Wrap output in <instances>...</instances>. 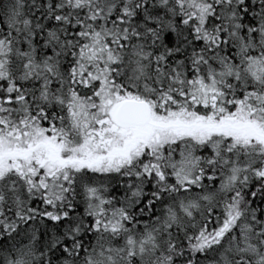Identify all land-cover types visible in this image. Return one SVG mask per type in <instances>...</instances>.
<instances>
[{"label":"snow or ice","instance_id":"snow-or-ice-1","mask_svg":"<svg viewBox=\"0 0 264 264\" xmlns=\"http://www.w3.org/2000/svg\"><path fill=\"white\" fill-rule=\"evenodd\" d=\"M0 264H264V0H0Z\"/></svg>","mask_w":264,"mask_h":264}]
</instances>
